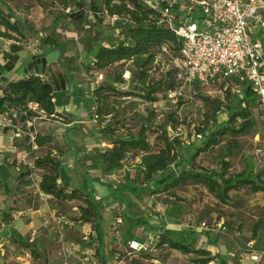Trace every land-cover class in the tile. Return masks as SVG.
<instances>
[{
  "label": "trees",
  "instance_id": "16d2710c",
  "mask_svg": "<svg viewBox=\"0 0 264 264\" xmlns=\"http://www.w3.org/2000/svg\"><path fill=\"white\" fill-rule=\"evenodd\" d=\"M86 2L87 0H52L51 5L60 8L69 22H80ZM90 3L103 16L115 18L118 28L115 40L108 43L96 42L87 48L91 65L107 73L105 80L92 91L94 119L100 135L106 140V146L96 157L90 159V167L104 175H111L124 169L128 156L132 155L134 159L140 157L139 163L135 165L134 180H130L128 174L126 185L110 189L113 197L125 207L126 214H122V219L128 226L127 234L134 237L138 227L146 223L142 217L127 213L134 200V193L139 191L136 187L139 182L143 185L152 184L149 189L151 194L170 196H175L171 193L173 190L188 184L201 186L225 205L233 204L231 192L244 187H250L255 194L264 193V179L261 174L254 175L252 166L238 175L229 174L231 165L226 159L233 155V148L224 149L219 169L211 171L197 164L198 158L222 144L223 138L231 136L234 139L248 135L257 126L253 110L260 105L251 87L245 86L242 98L227 93L225 103H213V113L224 108L226 119L219 122L216 115H207L202 128L198 130L201 139L195 138L192 143L184 146L179 137H170L168 133V130L177 131L184 121L173 113L167 116L165 125H156L158 116L153 113L159 96L166 98L168 91L177 88L173 70L163 71L158 80L152 78L156 65L160 66L162 63V48L165 47L168 54L167 62L162 64H167L169 57L177 56L182 47L174 31L162 23L160 9L150 8L141 0H90ZM58 21L54 23L55 30ZM34 34L39 33L31 23L18 18L9 5L0 1V38L24 43ZM40 43L50 51L59 52L60 64L67 70L71 80V68L65 61L67 57L58 35L45 36L40 39ZM117 85H127L130 88L122 91ZM131 97L142 99L152 111H144L138 115V119L125 118L121 112L125 107V100ZM54 99L51 82L40 75L12 80L7 83L0 97V116L7 115L13 124L24 130L26 122L41 119L38 112L29 108L30 103L38 106L44 119L55 120L62 117L56 111ZM149 133L156 136L158 150L148 140ZM53 141L51 135L35 133L34 143H30L29 137H25V150L32 155L33 147L43 148ZM233 143L236 148L237 141L234 140ZM60 167V162L48 151L35 159L33 168H25L19 179L28 178L22 180V184L30 185L34 170H43L45 173L39 182L42 193L50 196L57 204L80 202L76 221L92 226V232L96 235L95 243L98 245L96 255L106 264L111 253L105 251L107 232L103 229L102 210L91 192L84 193L59 183ZM260 229H264L262 220L253 226L254 239ZM186 234L188 232L162 230L156 237L155 246L157 249L167 248L185 256H196L193 260L196 264H225L217 255H213L210 249V246H214L213 241L206 242V246L197 247L196 239L194 242ZM31 252L35 258L39 257L35 249ZM141 256L152 258L147 253H142Z\"/></svg>",
  "mask_w": 264,
  "mask_h": 264
},
{
  "label": "rangeland",
  "instance_id": "374dc122",
  "mask_svg": "<svg viewBox=\"0 0 264 264\" xmlns=\"http://www.w3.org/2000/svg\"><path fill=\"white\" fill-rule=\"evenodd\" d=\"M0 1L9 5L18 18L31 23L37 29L39 35H33L30 38L31 40L36 41L41 37L58 35L67 57L65 61L72 69L73 80L81 82L82 86L86 85L91 88H95L105 80L107 73L99 71L91 65L87 48L88 45L96 42L108 43L115 40L118 35V28L115 21L100 14L98 8L92 6L90 0L86 2L82 14L83 18L80 22H69V19L64 16L65 13L60 8L51 5L52 0ZM57 20L59 21L57 30H55L54 23ZM29 42H24V44ZM161 54L162 63H166L168 54L163 48ZM162 63L160 66L156 65V69L151 74L155 80L160 79L163 74ZM87 87L86 89H88ZM117 87L122 91L130 88L127 85H117ZM226 97L228 95L199 86L186 89L184 95L176 103H172L167 97L164 98L160 95L159 101L153 108V113L158 116V119L155 120L156 125H165L167 116L176 113L179 119L184 121V124L177 131L168 130V133L170 137H179L184 146H187L198 135V130L202 128V123L207 115H216L215 117L219 122L226 119L224 108L216 114L213 113V103H225L227 101ZM125 101V107L121 112L125 118L138 119V115H141L144 111H152L150 106L140 98L131 97ZM85 104L88 106V102ZM86 109L82 111V115L85 114L87 119L85 121H90L89 116L86 117ZM253 115L257 126L248 135L234 139L231 136L223 138L222 144L202 154L198 158L197 164L211 171L219 169L222 152L229 147L233 148V155L226 159L231 165L230 175H238L252 166L254 175L261 174L264 179V109L258 106L253 110ZM89 124L88 126L93 125ZM78 133L82 135V138L94 135L91 129L86 127L80 128ZM148 140L158 150L156 136L149 133ZM234 140L237 141L238 146L236 148L234 147ZM80 146L88 147L86 150L91 148L89 145L80 144ZM103 149H92L90 152L84 151V149L80 151L82 152L81 155L80 153L76 155V152L73 151L66 158L71 160L75 155L76 159L79 158V164L77 163L75 166V172L70 175L66 165H61L60 173L64 180L72 182L77 188L86 189L90 184L92 188L97 190L94 192H97L101 198L98 201V206L102 210L103 229L107 232V246L105 249L106 252L111 253L106 264H196L193 261L196 256H185L167 248L157 249L155 246L156 237L162 230L188 232L186 236L192 237L194 242L196 239L197 247L206 246V242L213 241V247L220 251V255L216 249L212 253L223 260L225 264H256L250 259V255L253 251L264 250V229H260L257 238L254 239L253 226L261 220L264 222V193L255 194L250 187H244L231 192L230 196L233 204L225 205L201 186L196 187L193 184H188L185 187L173 190L171 193H174L175 196H170L168 194H151L149 189L152 184L143 185L139 182L136 185L139 191L134 193L135 196L132 195L134 200L131 201V208L127 213L142 217L146 223L140 225L136 235L132 237L127 234L128 226L125 222L120 226L115 222L116 217H122V214L126 213L124 205L118 202L117 198H112L113 195L110 189L126 185L128 174L129 179L134 180V165L137 163H134L131 156H128L124 162L123 170L111 175H104L101 171L90 167V159L96 157ZM108 177H111V179H108ZM42 199L39 200L38 198V206L49 211L51 217L53 215L51 221H53V218L58 219L57 224L60 228H58L57 233L59 236L63 235L64 243L70 242V240H66V237L68 234L73 233L75 244H80L82 250L89 248L94 250L95 256H97L98 245L95 243L96 235L92 232V226L76 221L79 216L78 206L80 202L57 204L51 198L48 200ZM63 221L71 222L72 226H63ZM204 224L212 230L205 232L202 229ZM223 227L227 229L223 230ZM133 238L142 243L147 242L149 250L145 253L149 254L152 257L151 259L144 258L141 256L142 253H131L128 243ZM250 242H253L252 246H249ZM63 247L62 243L55 242L54 245L49 247V251L51 253L52 250L57 251L63 249ZM80 254L81 252H77V255ZM89 264H94V262ZM95 264L104 263L102 259L98 258ZM258 264H264V259Z\"/></svg>",
  "mask_w": 264,
  "mask_h": 264
},
{
  "label": "crops",
  "instance_id": "0c3cea01",
  "mask_svg": "<svg viewBox=\"0 0 264 264\" xmlns=\"http://www.w3.org/2000/svg\"><path fill=\"white\" fill-rule=\"evenodd\" d=\"M40 35L42 36L41 33ZM40 39L36 41L30 39L32 43L24 44L0 38V97L8 82L29 75H40L51 82L55 93L56 111L62 115L55 120L44 119L45 116L41 115L43 120L34 122L33 128L36 133L51 135L54 141L43 148L33 147L32 155L25 150L24 132H18L13 125L8 123L0 124V264L16 263L23 259H30L36 264L59 262L63 258V249L52 250L51 253L49 251V247L55 242L62 243V247H68L73 251L70 264H81V260L86 256L89 257V262L86 264L90 262L95 264L98 261L95 251L90 248L82 250L80 244L73 242V233L67 235L66 240L70 242L65 244L63 235L59 236L57 233L60 228L57 224L58 219L53 218L51 221L53 215L51 217L49 211L39 208L38 198L39 200L50 199V196L41 195L39 189V182L45 171L34 170L31 177L32 184L27 186L22 184V180L28 178L19 179L25 168H33L35 159L45 155L48 151L52 152L61 165H66L69 169L68 174L71 175L75 172L77 163L79 164V158L76 159L77 153L81 155L80 151L84 149L90 152L92 149H102L106 146L104 144L106 140L100 135L94 119L92 100L94 88L82 86L81 82L73 80L72 69L70 80L67 70L60 64L59 52L50 51L47 46L40 43ZM85 109L86 117L89 116L90 121H85L87 120L85 114L82 115ZM4 116L7 115L0 117ZM89 123L94 126H88ZM82 127L90 128L94 135H86L85 139L82 138V135L78 133ZM80 144L89 145L91 148L86 150L88 147H81ZM73 151L76 152L75 157L67 160L66 156ZM131 158L134 163L140 161V157L134 159L131 155ZM87 177L91 179L89 175ZM59 183L69 185L71 189H78L84 193L89 191L93 196H98V193L94 192L97 190L90 184L87 188L85 187L86 189L77 188L72 182L64 180L61 173ZM32 249L39 254L38 258L32 255ZM210 249L211 251L218 250L215 247ZM77 252L81 254L77 255ZM218 254L220 255L219 250Z\"/></svg>",
  "mask_w": 264,
  "mask_h": 264
},
{
  "label": "built area",
  "instance_id": "2783aa9c",
  "mask_svg": "<svg viewBox=\"0 0 264 264\" xmlns=\"http://www.w3.org/2000/svg\"><path fill=\"white\" fill-rule=\"evenodd\" d=\"M141 1L150 8L160 9L162 23L172 29L182 43L179 54L170 56L168 63L162 64V71L173 70L177 84L175 90L166 94L170 102L176 103L186 89L196 86L238 98L244 96L245 86H250L264 109V0ZM163 50L167 52L165 47ZM29 108L43 115L37 105L30 103ZM35 121L26 122L23 130L7 116L0 117V124L13 125L18 132L22 131L29 137L30 143L35 140ZM196 138L201 139V135ZM40 194L45 195L41 191ZM94 199L96 202L101 200L99 196H94ZM115 222L122 225V217H116ZM63 226L69 227L72 223L63 221ZM202 229L205 232L212 230L205 224ZM128 247L131 253L149 250L147 242L136 239L129 241ZM62 257L61 261L53 264H70L73 251L64 247ZM250 259L260 263L264 259V250L253 251ZM88 262V256L81 260V264ZM10 264L36 263L23 259Z\"/></svg>",
  "mask_w": 264,
  "mask_h": 264
}]
</instances>
